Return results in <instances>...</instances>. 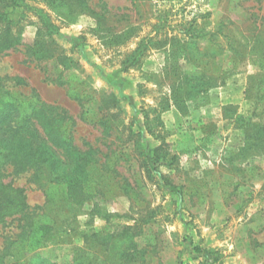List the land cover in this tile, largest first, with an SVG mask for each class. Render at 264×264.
Returning <instances> with one entry per match:
<instances>
[{
	"label": "rangeland",
	"instance_id": "374dc122",
	"mask_svg": "<svg viewBox=\"0 0 264 264\" xmlns=\"http://www.w3.org/2000/svg\"><path fill=\"white\" fill-rule=\"evenodd\" d=\"M23 3L0 21V40L19 41L0 52V77L67 110L74 144L99 149L104 175L83 203H62L42 257L71 264L83 248L89 264H264V0ZM36 40L64 61L29 58ZM5 181L45 207L30 173ZM17 231L0 224V248Z\"/></svg>",
	"mask_w": 264,
	"mask_h": 264
},
{
	"label": "trees",
	"instance_id": "16d2710c",
	"mask_svg": "<svg viewBox=\"0 0 264 264\" xmlns=\"http://www.w3.org/2000/svg\"><path fill=\"white\" fill-rule=\"evenodd\" d=\"M48 1L55 7H79L84 2ZM7 7L14 11L29 5L23 0H9L6 9L0 11V21L9 26ZM36 10L50 34L58 30L44 9ZM18 42V38L6 34L0 40V52L15 48ZM25 51L34 61L56 58L61 62L65 58L64 49L55 42L36 40ZM261 52L264 55V47ZM11 82L14 87L25 84L19 77H0V224L16 222L18 231L9 235L0 248V264H6L7 259L11 264H56L47 262L39 250L51 242L62 203L73 198L83 203L91 185L102 186L98 180L104 176L97 167L99 149L83 150L74 144L76 122L67 110L46 103L36 94L14 91ZM81 120L88 122L86 117ZM24 172L30 173L31 182L44 190L45 207H31L25 189L5 181ZM71 264H89L83 248L76 249Z\"/></svg>",
	"mask_w": 264,
	"mask_h": 264
}]
</instances>
